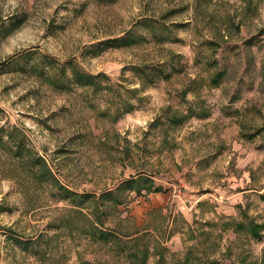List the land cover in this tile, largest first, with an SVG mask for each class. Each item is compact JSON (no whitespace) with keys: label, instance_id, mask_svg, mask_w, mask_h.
I'll list each match as a JSON object with an SVG mask.
<instances>
[{"label":"rangeland","instance_id":"374dc122","mask_svg":"<svg viewBox=\"0 0 264 264\" xmlns=\"http://www.w3.org/2000/svg\"><path fill=\"white\" fill-rule=\"evenodd\" d=\"M0 27V139L13 128L24 139L20 151L0 145V264L100 255L73 207L22 169L31 156L74 193L149 177L165 193L129 194L106 226L130 232L162 215L178 230L162 238L170 264H261L264 230L254 240L226 224L264 225V0H0ZM128 32L145 40L80 55ZM28 51L74 60L105 88L57 94L13 69Z\"/></svg>","mask_w":264,"mask_h":264},{"label":"trees","instance_id":"16d2710c","mask_svg":"<svg viewBox=\"0 0 264 264\" xmlns=\"http://www.w3.org/2000/svg\"><path fill=\"white\" fill-rule=\"evenodd\" d=\"M17 26V24L10 26L7 33L13 32ZM141 26L145 28L143 24ZM1 29L2 27H0ZM144 40L142 35L128 32L122 36L106 38L88 44V46L83 47L80 55L87 58L96 57L106 50L133 47V45H137ZM10 64L14 66V70L39 79L43 85H46L57 94L73 92L75 89L87 90L92 88L99 91L105 88L102 86L105 76L99 73L88 74L84 72L74 60L57 61L44 53L28 51L14 57ZM135 70V72L138 71V69ZM154 71L159 79L166 76V73L159 68ZM223 75L224 73L217 72L212 83L217 84V81L221 80ZM6 139L9 141L0 139V145L2 143L6 146L11 142L18 145L16 151H20V145L24 139L21 134L20 138L18 137V133H15L14 128L6 135ZM22 169L27 171V175H36L35 177L39 183L42 179L45 183H48L52 189L51 198L56 201L67 202L73 207L72 213L81 221L77 233L81 235V238H84L88 245L92 246V250L95 249L96 252L100 253L97 257H89L83 264H147L150 259L154 260L153 264H170L169 260L175 256L174 253L168 252L162 238L165 235V240H168L178 230L169 228L162 215L161 219L163 221L160 225L155 224L152 226L148 222H145L140 228L132 225L134 228L130 232L121 231L116 226H106L109 217L116 218L119 213L118 206L124 203L129 194L137 196L141 193H165V190L161 187L154 186L149 177L137 174L138 176L135 179H123L115 187L91 195L88 193H74L61 186L54 180L49 169L38 157L33 158L31 156L30 164L28 163ZM154 212L158 213L159 211ZM116 224L119 225L120 223ZM226 225L233 227L232 230L245 232L254 240L260 239L259 232L264 230L263 224H255L252 220H245L243 223L229 221ZM197 260L196 256L193 258L185 257L183 261L182 259H174L171 264H193V261ZM260 262L264 264V252L261 255Z\"/></svg>","mask_w":264,"mask_h":264}]
</instances>
